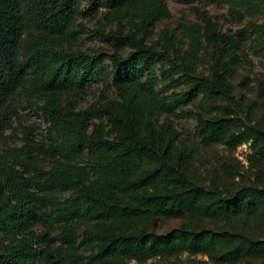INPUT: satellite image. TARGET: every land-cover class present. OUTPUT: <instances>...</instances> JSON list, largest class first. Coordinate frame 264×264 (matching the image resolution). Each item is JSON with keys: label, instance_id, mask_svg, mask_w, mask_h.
Masks as SVG:
<instances>
[{"label": "trees", "instance_id": "obj_1", "mask_svg": "<svg viewBox=\"0 0 264 264\" xmlns=\"http://www.w3.org/2000/svg\"><path fill=\"white\" fill-rule=\"evenodd\" d=\"M209 1L248 20L226 32L195 5L201 23L183 26L182 50L169 29L152 38L171 15L166 0H89L103 9L93 35L105 54L77 46L81 0H0V264L264 258V101L238 115L228 80L245 38L264 53V0ZM203 43L226 57L208 73L198 71ZM109 77L80 105L91 81ZM168 82L182 88L168 92ZM24 105L48 122L41 133L22 121ZM162 112L194 117L204 145L249 141L253 178L229 163L224 173L241 179L203 180ZM156 217L183 221L157 231Z\"/></svg>", "mask_w": 264, "mask_h": 264}, {"label": "rangeland", "instance_id": "obj_2", "mask_svg": "<svg viewBox=\"0 0 264 264\" xmlns=\"http://www.w3.org/2000/svg\"><path fill=\"white\" fill-rule=\"evenodd\" d=\"M171 15L170 17L159 21L152 35L153 39L161 35L163 29H169L182 50L188 47L189 38L183 32V26L186 24L201 23L195 13L194 6L198 5L203 9H207L209 13L218 21L219 27L231 33H238V30L248 20H239L232 16L228 10V6L224 3L212 2L209 0H194L191 2L185 0H166ZM103 14L102 8L92 7L89 0H81V9L76 19V28L81 32L77 46L83 50L90 52H103L108 54L112 52L111 47L103 42L100 38L93 35L98 17ZM262 16L260 17V19ZM239 35V34H238ZM242 51L240 53L239 63L231 64L233 71L228 75V80L233 85L234 99L233 103L238 115L246 117V109L250 102H256L257 106L264 101V53L259 51L251 37H247L242 41ZM217 55V56H216ZM201 61L198 71L208 73L217 61V57L223 61L225 55L216 54L213 47L203 43L201 50ZM109 61V59H107ZM110 63V62H109ZM110 79L99 81L93 80L89 83L85 96L80 101V105H86L96 96H98ZM168 82L164 88L168 92L174 89H181L182 85ZM109 95H114L115 90L111 88ZM25 104V103H23ZM187 107L193 108L192 104ZM259 112V111H258ZM165 116H169L180 133L181 142L187 144L194 153L195 170L197 175L205 181L212 178L222 181H233L241 179V175L236 174L235 178L228 177L224 173L229 163L234 168H239L242 175L247 179H252L253 175L251 167L247 160V153L251 151L250 142H244L236 147H231L225 143H214L204 145L201 141L200 134L197 129V122L194 117L185 116L183 113L178 114L162 112L159 118L163 120ZM21 119L26 123L40 124L39 132L46 128L48 122L43 117L41 111L35 107L24 105L21 109ZM224 174H226L224 176ZM231 176V175H230ZM183 219L181 217H156L149 221L151 228L157 231H167L174 226H178ZM143 264H218L210 261L207 255L190 254L183 252L172 255L170 257H153L145 261ZM230 264V263H221ZM236 264H264V258H250Z\"/></svg>", "mask_w": 264, "mask_h": 264}]
</instances>
